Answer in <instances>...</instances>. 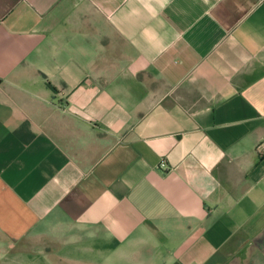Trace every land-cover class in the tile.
Returning a JSON list of instances; mask_svg holds the SVG:
<instances>
[{"label":"crops","instance_id":"0c3cea01","mask_svg":"<svg viewBox=\"0 0 264 264\" xmlns=\"http://www.w3.org/2000/svg\"><path fill=\"white\" fill-rule=\"evenodd\" d=\"M264 0H0V264H264Z\"/></svg>","mask_w":264,"mask_h":264},{"label":"built area","instance_id":"2783aa9c","mask_svg":"<svg viewBox=\"0 0 264 264\" xmlns=\"http://www.w3.org/2000/svg\"><path fill=\"white\" fill-rule=\"evenodd\" d=\"M257 151L261 154H264V140L259 142V144L257 145Z\"/></svg>","mask_w":264,"mask_h":264}]
</instances>
